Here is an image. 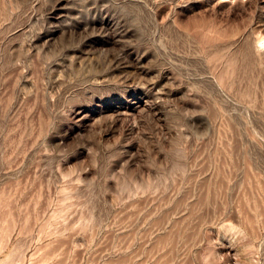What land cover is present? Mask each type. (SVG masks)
Wrapping results in <instances>:
<instances>
[{"label": "rangeland", "instance_id": "rangeland-1", "mask_svg": "<svg viewBox=\"0 0 264 264\" xmlns=\"http://www.w3.org/2000/svg\"><path fill=\"white\" fill-rule=\"evenodd\" d=\"M263 39L264 0H0V264H264Z\"/></svg>", "mask_w": 264, "mask_h": 264}, {"label": "bare ground", "instance_id": "bare-ground-1", "mask_svg": "<svg viewBox=\"0 0 264 264\" xmlns=\"http://www.w3.org/2000/svg\"><path fill=\"white\" fill-rule=\"evenodd\" d=\"M62 7V6H61ZM66 7V6H65ZM64 7V8H65ZM65 15V14H64ZM102 22V21H101ZM116 24H118L117 22H116ZM102 25L104 26V28H106L107 30H110V28H112L113 26H114V22H112V20L111 19H108V20H106V21H103L102 22ZM119 25V24H118ZM121 26V25H120ZM120 26H118V27H120ZM83 27V26H82ZM122 27V26H121ZM105 29V30H106ZM117 29V28H116ZM123 29H125L124 27H123ZM104 30V29H103ZM127 30V29H126ZM126 30H125V32H126ZM117 31V30H116ZM122 32V31H121ZM86 33V32H85ZM107 33V32H106ZM105 33V34H106ZM117 33V32H116ZM123 33V32H122ZM121 33V34H122ZM128 33V32H127ZM126 33V34H127ZM113 34H114V32H113ZM120 34V33H119ZM60 35V34H59ZM84 35V34H83ZM89 35V34H88ZM104 35V34H103ZM94 36H96V37H94L92 40H91V42H93V41H99V40H107V39H104L103 38V36H102V34H100V32H99V34L98 35H94ZM106 36V35H105ZM113 36V35H112ZM114 36H115V34H114ZM122 36H124L123 34H122ZM121 36V37H122ZM60 37H61V35H60ZM120 37V36H119ZM90 38H92V35H91V37ZM109 38H111V37H109ZM117 38V37H116ZM122 39V38H121ZM115 40V39H114ZM264 40V39H263ZM262 40V41H263ZM90 41V40H89ZM121 41V40H120ZM49 42V41H48ZM117 42V41H116ZM115 42V43H116ZM260 43H261V41H259ZM60 43V42H59ZM94 43V42H93ZM113 43V42H112ZM44 44V43H43ZM114 44V43H113ZM90 57V56H89ZM90 59H92V58H90ZM92 62V61H91ZM92 64V63H91ZM140 65V64H139ZM130 66V65H129ZM147 70V69H146ZM155 77V76H154ZM148 79V78H147ZM146 79V80H147ZM150 79V78H149ZM156 79V78H155ZM160 79H162V78H160ZM167 79V78H166ZM151 80V79H150ZM165 80V79H164ZM163 81V80H162ZM162 81H158V80H151L149 83H147V84H145V87H147L148 89H150V91H148V93H144V96L141 98H137L136 97V99L131 103V109H138V108H143V107H141L142 106V104H143V102H145L144 104H146L147 103V101H149L150 102V100H151V98L153 99V97H155V98H157V99H161L162 97H164V96H166L167 94H168V88H167V84H165V82L163 83ZM146 82V81H145ZM138 85H141V83L138 81V82H136ZM168 85H169V83H168ZM137 86V85H136ZM143 90V89H142ZM169 96V95H168ZM165 100V99H164ZM148 102V103H149ZM150 106V105H149ZM130 109V108H129ZM80 119V118H79Z\"/></svg>", "mask_w": 264, "mask_h": 264}]
</instances>
